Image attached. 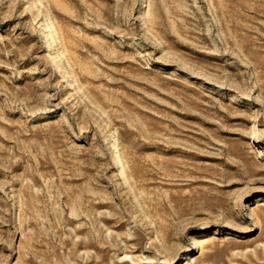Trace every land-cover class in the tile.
Masks as SVG:
<instances>
[{
	"label": "rangeland",
	"instance_id": "374dc122",
	"mask_svg": "<svg viewBox=\"0 0 264 264\" xmlns=\"http://www.w3.org/2000/svg\"><path fill=\"white\" fill-rule=\"evenodd\" d=\"M0 264H264V0H0Z\"/></svg>",
	"mask_w": 264,
	"mask_h": 264
}]
</instances>
